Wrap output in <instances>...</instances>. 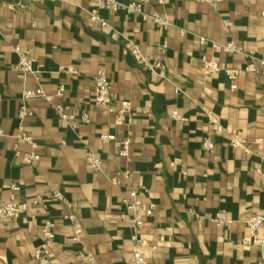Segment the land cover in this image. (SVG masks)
<instances>
[{
	"label": "crops",
	"instance_id": "0c3cea01",
	"mask_svg": "<svg viewBox=\"0 0 264 264\" xmlns=\"http://www.w3.org/2000/svg\"><path fill=\"white\" fill-rule=\"evenodd\" d=\"M247 54L264 55V0H0V205H26L0 217V264H133L135 250L149 264H263L246 220L264 214V73L226 72ZM204 58L221 70L205 74ZM99 70L117 113L130 102L122 119L94 101Z\"/></svg>",
	"mask_w": 264,
	"mask_h": 264
},
{
	"label": "built area",
	"instance_id": "2783aa9c",
	"mask_svg": "<svg viewBox=\"0 0 264 264\" xmlns=\"http://www.w3.org/2000/svg\"><path fill=\"white\" fill-rule=\"evenodd\" d=\"M97 7L104 8V7H109L114 11H117L120 7L124 6L130 11H140L142 2L145 0H134L131 1L130 3L124 5L118 2L117 0H92ZM202 2H206L210 4L211 6L216 7L217 4L221 0H200ZM97 9L93 10L94 17H97ZM157 21L162 25V26H167L168 21L158 17ZM214 47L217 51H222V52H233L235 50V46L233 43H226V44H219L215 43ZM134 53H138V50L135 49L133 51ZM247 64L244 69H227L226 72L229 76V78H235L238 75H240L243 71L246 72H253V73H264V55L263 56H256L254 54H247ZM160 63L154 64L153 67H160ZM19 68L21 71L26 72L30 70V61L28 60L27 56L25 54H22ZM202 70L205 74L208 75H213L219 70H221L219 62L213 58V59H206L204 58L202 61ZM95 84H96V89H95V95H94V101L97 105H102L107 108V111L109 113H116L118 115L119 119L124 118L125 115L130 113V102L129 101H122L121 102V107L120 110L116 111L114 107V96L111 93V84L108 79L107 74L105 73L104 70H99L95 76ZM63 91V88L59 89V94H61ZM42 91L37 90V91H26L25 95L26 96H36V95H41ZM83 120L88 121V117L84 116ZM2 131L0 130V134ZM113 136L109 134H103L102 138L104 140H109ZM23 138L31 142L35 148V144L33 140L31 139L30 136L23 135ZM211 144L209 142H205L204 146L209 147ZM128 152V141L124 142V147L122 149V154L126 155ZM39 159L38 153L34 150L28 154L25 155V162L27 163H34ZM87 159L88 162L94 167V168H99L101 166V159L97 156H95L92 152L87 153ZM12 190H18L19 186L16 183H12L9 186ZM135 196V192L133 193ZM54 199L55 200H62L63 195L60 192H57L54 194ZM139 205V202L136 201L134 204L131 205V208L136 207ZM26 209V205L23 203H19L16 200L12 199L9 202H5L0 205V217L1 218H16L21 212H23ZM151 213V209L147 210V214ZM70 219L73 221L75 220L73 216H70ZM218 221L219 223H224L225 218L222 214L218 216ZM142 223V219L138 217L136 219V224L139 225ZM246 224L248 228L250 229L251 232V238L252 242L261 246L264 249V214L260 212L254 213L252 216L247 218ZM54 222L52 221H47L45 224L42 226V235L45 238V243L38 246L35 250V255L38 258H41L42 260H47L48 259V252L47 248L51 244L52 240L55 237V231H54ZM259 231L262 233L259 234ZM133 264H149L147 261L146 256L139 250H135L134 252V262ZM264 264V263H263Z\"/></svg>",
	"mask_w": 264,
	"mask_h": 264
}]
</instances>
